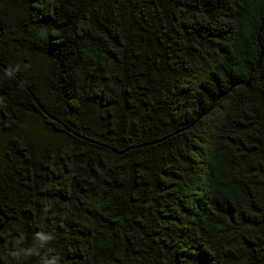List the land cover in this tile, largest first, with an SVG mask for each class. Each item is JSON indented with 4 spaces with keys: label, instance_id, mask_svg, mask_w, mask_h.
I'll return each instance as SVG.
<instances>
[{
    "label": "trees",
    "instance_id": "trees-1",
    "mask_svg": "<svg viewBox=\"0 0 264 264\" xmlns=\"http://www.w3.org/2000/svg\"><path fill=\"white\" fill-rule=\"evenodd\" d=\"M0 264H264V0H0Z\"/></svg>",
    "mask_w": 264,
    "mask_h": 264
}]
</instances>
